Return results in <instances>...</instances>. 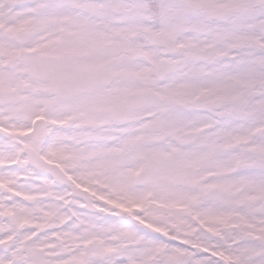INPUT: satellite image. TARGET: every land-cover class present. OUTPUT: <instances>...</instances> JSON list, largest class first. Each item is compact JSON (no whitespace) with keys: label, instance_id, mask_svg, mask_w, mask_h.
<instances>
[{"label":"snow or ice","instance_id":"6c2138e0","mask_svg":"<svg viewBox=\"0 0 264 264\" xmlns=\"http://www.w3.org/2000/svg\"><path fill=\"white\" fill-rule=\"evenodd\" d=\"M0 264H264V0H0Z\"/></svg>","mask_w":264,"mask_h":264}]
</instances>
